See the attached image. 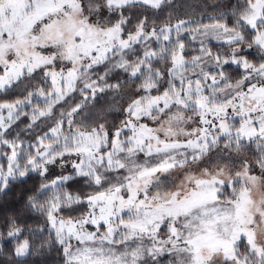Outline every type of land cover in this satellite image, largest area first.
<instances>
[{
    "label": "snow or ice",
    "instance_id": "6c2138e0",
    "mask_svg": "<svg viewBox=\"0 0 264 264\" xmlns=\"http://www.w3.org/2000/svg\"><path fill=\"white\" fill-rule=\"evenodd\" d=\"M0 264H264V0H0Z\"/></svg>",
    "mask_w": 264,
    "mask_h": 264
}]
</instances>
